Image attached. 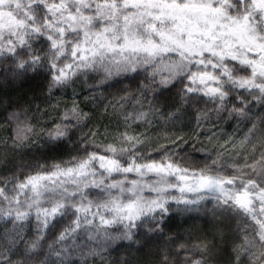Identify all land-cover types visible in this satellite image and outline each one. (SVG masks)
Listing matches in <instances>:
<instances>
[{
    "label": "snow or ice",
    "instance_id": "obj_1",
    "mask_svg": "<svg viewBox=\"0 0 264 264\" xmlns=\"http://www.w3.org/2000/svg\"><path fill=\"white\" fill-rule=\"evenodd\" d=\"M0 65L14 78L45 70L49 95L81 78L105 90L137 81L135 93L124 87L109 105L118 122L110 141L97 143L90 130L67 159L0 177V264H88L111 244L159 236L174 211L209 202L213 215L238 222L234 264H264V0H0ZM173 91L174 103L162 107L159 96ZM188 108L197 129L213 117L244 123L240 151L228 137L198 164L181 151L187 137L153 142L137 128L153 117L166 126ZM88 117L73 100L38 130L26 111L13 112L11 147L46 136L55 151ZM208 252L206 242L177 244L156 264H211Z\"/></svg>",
    "mask_w": 264,
    "mask_h": 264
},
{
    "label": "trees",
    "instance_id": "obj_2",
    "mask_svg": "<svg viewBox=\"0 0 264 264\" xmlns=\"http://www.w3.org/2000/svg\"><path fill=\"white\" fill-rule=\"evenodd\" d=\"M8 65H0V139L9 141V146L0 145V177L10 176L15 170L33 165L38 160L67 159L82 134L90 130L96 132L93 138L97 143L110 141L118 128L117 116L110 104H115L120 95H127L122 89L127 87L132 93L136 92L137 81L129 77L119 88L97 87V80L81 78L68 88L54 90L53 95L47 92V73L41 69L37 72H29L23 78H14L11 70L6 71ZM174 91L164 92L159 96L162 107L171 106L174 103ZM75 100L79 107L89 113L79 130L74 131L70 142L55 151H51L46 144V136H38L39 144H32L23 148L11 147L13 126L8 117L13 112L28 113L29 120L41 127H48L59 120V114L65 106L71 107ZM201 109L205 106L201 105ZM117 106V111H124ZM130 111L131 108H128ZM167 110V109H166ZM254 112H260L257 107ZM264 115V113H261ZM179 119L169 122L166 126L163 121L153 117V124L145 127L137 125L139 131H148L153 135V142L157 136L165 133L179 134L187 137L188 142L183 145L181 151L186 149V155L198 164H202L208 156H214L220 149V144L228 137L237 141L236 151H240L239 137L243 135L245 124L233 120H225L217 123L215 117L208 126L197 129L195 123V110L178 113ZM86 125V126H84ZM210 137V138H209ZM230 147V146H229ZM176 208V205L172 206ZM183 207V206H180ZM64 222L57 224L47 234V240L51 242L58 231L63 228ZM10 227V225H9ZM5 229L0 222V233ZM238 222L233 218L213 215L211 203H207L199 212L180 213L173 212L167 220L164 231L159 236L140 233V240L136 244L120 242L111 244L106 251L96 257H88V264H156L157 256L165 249L176 251L177 244H196L206 242L209 249L205 257L211 264H234L235 245L237 240ZM24 236L30 241L34 238L33 227L29 225L24 231ZM87 242V241H85ZM203 246V245H202ZM24 252L23 243L20 245L16 256L21 257ZM199 254L197 253V256Z\"/></svg>",
    "mask_w": 264,
    "mask_h": 264
}]
</instances>
